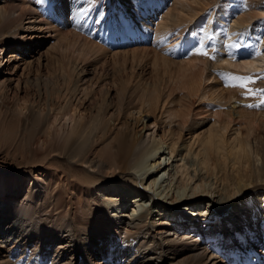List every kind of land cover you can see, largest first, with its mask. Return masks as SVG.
<instances>
[{
    "label": "bare ground",
    "instance_id": "obj_1",
    "mask_svg": "<svg viewBox=\"0 0 264 264\" xmlns=\"http://www.w3.org/2000/svg\"><path fill=\"white\" fill-rule=\"evenodd\" d=\"M65 1L0 0V65L19 32L37 29L47 10L62 17V8L48 4ZM69 1L74 19L94 9L92 26L109 49L152 38L166 50L152 57L143 47L114 52L116 66L92 91L79 85L87 65L68 70L62 50L53 53L52 83L64 86V107L56 102L60 89L48 90L51 81L44 86L53 113L45 118L29 101L18 111L2 103L0 264H264V94H256L264 90V26L252 25L251 15H264V0H223L230 8L220 0H174L154 32L145 28L152 0ZM118 2L132 6L140 27L113 14ZM57 32L65 51L78 45L84 58L110 54L83 32ZM180 38L185 51L199 45L172 77ZM242 50L248 60L235 63ZM145 61L154 84L118 81L114 104L110 86L102 89L107 75L128 63L142 69ZM217 75L226 89L214 86ZM236 76L251 79L240 87ZM44 161L47 173L38 179L31 168Z\"/></svg>",
    "mask_w": 264,
    "mask_h": 264
},
{
    "label": "rangeland",
    "instance_id": "obj_2",
    "mask_svg": "<svg viewBox=\"0 0 264 264\" xmlns=\"http://www.w3.org/2000/svg\"><path fill=\"white\" fill-rule=\"evenodd\" d=\"M220 1L224 5V7L226 8L231 7V6L230 7L225 6L227 2H224L223 0H220ZM173 2L174 0H167V1L166 0H162V1L152 0L151 5L149 4L146 5L147 15H146V20H145L146 21L145 28L148 31L154 32V30L156 29V26L162 21V18L164 17V15H166V13L172 8L171 6ZM57 3L50 2L48 4V7H51V8L53 7L54 9L56 7H59V9L62 8L63 11L66 12V13H63L64 15H62V17L58 19H53L49 16V11L47 10L46 12L48 14L44 12L45 14L43 13L41 14L42 16L40 15L39 17L36 18V22L39 23L37 24L38 25L37 29H34V30L31 29L27 32L26 31L19 32L14 42L10 45L9 48H6L5 52L1 55L2 63L0 65V106L3 105L2 104L3 102H5L6 108L18 111L19 109L18 105H21L24 101H29L28 106L32 109L34 114L41 119L45 118V116H47L48 114L53 113L50 111L52 110V107L49 106L48 103L46 104L47 99H46V93H45L46 91H45V86H44V84L45 85L47 84L49 86V83L51 81L50 86L48 87L49 88L48 90L53 89L54 87L60 89L59 99L56 100V102L64 107L70 98L65 97L66 95L63 92L64 86L62 84L54 86L52 83V81L54 80L55 74H56L53 72V69L58 65V64H54L53 53L55 55L58 53L62 55L63 53L62 50H64L65 55H67L70 59V61H68L69 66H67L68 70L70 71H72L76 65H80V67L87 65L85 68L88 70V73L85 77L82 78L79 85L80 84L82 85V87L80 86V88H83V89L88 88L89 90L92 91V90H95L97 86L100 84V81H101L100 77L110 73L111 70H113L114 66H116L115 61L113 60V57H112L114 52L128 51V50H133L136 48L141 49L143 47V48H148L147 54L150 57H152V55H155L159 50H163V51L166 50L165 47L161 46L160 44L158 46H154L153 45L154 41L152 40V38L151 39L149 38V42L133 43L127 46H124V45L115 46L114 44H112V46H110V49H109L108 48L109 46L108 47L106 46V44L108 45L109 41H107L106 39L102 40L101 38H99V32H97L95 30L96 28L92 26V24L96 20V15L94 18L92 17L93 16L92 13L94 12V9L90 11L91 12L90 15L88 11L83 16L81 14L80 15L78 14L77 16L78 18L76 17V19H74L72 18L73 11H74L73 5L71 4L69 0L68 1L66 0L65 2H59L58 4ZM118 4L120 7L118 8L117 11L115 10L113 14L117 13V16L120 14L123 17H125L127 20H131L134 28L140 27L139 25H137V23H135L136 18L134 17L132 13L133 12L132 6L126 5V4L124 5V3L122 2H118ZM252 14H253L252 25L254 26L260 25V27H263L264 26V15H261V12L259 11V9L251 11V15ZM107 15L109 16V14ZM63 16H66V19H65L66 22L61 21V18H63ZM256 16H258V18H256ZM102 22L106 23L101 20L100 23ZM139 23L144 24L143 21L142 22L139 21ZM58 30L61 31L60 33H62V35H66L68 34V32H73V33L83 32V34L89 36L90 38H92L94 42H97L98 44H99V41H102L101 42L102 47L110 52L109 54L110 56L108 55L107 58L102 57V58H99L98 60L96 59L95 56L91 57V55H89V57L86 56V58H84L81 55L82 48H80L78 45H76L74 48L71 47L70 52H69V49L65 51L66 50V47L64 46L65 42H63L60 39V37H58V32H57ZM181 40L182 39L180 38L178 41L179 45H177V48L174 50L175 57L173 59L175 61V64L173 63L170 68L172 71V74H171L172 77L178 76L179 71L181 72L180 68L185 66V64H187L186 62H188L189 59L191 60L192 58L191 56L193 55L192 50H194V48L195 49L198 48V45H199V44H196L197 45V46L195 45L196 47L191 48V49L188 48L189 50L188 52L184 50V42H181ZM170 41L171 39H168V41L166 42H170ZM214 48L215 46L213 47V49ZM168 52L171 53L170 49ZM73 53L75 54L73 55ZM248 53L249 52L242 50V54H237L233 56L232 60L235 63L237 62L242 63L244 61H247L249 57ZM77 55H78L77 59L76 60L74 59L72 61V56L76 57ZM79 55L81 59L79 58ZM83 59L84 61L81 62ZM120 61L121 62L119 64L122 63V60ZM150 61H145L142 63V66L145 65L144 67L145 69L142 67H141L142 69H140L139 65L137 66L134 64L133 66L132 63H128L124 68H121L122 72H120V74L118 75L116 74L115 76H113V73L111 75H107L109 79L111 76V79L108 81L109 83H107L108 85L102 84L103 88L102 87L100 88H102L103 91L105 89H106L105 91H107L108 90L107 88L110 86L109 87L110 100H113L115 104L117 102L116 89H118V84H117L119 83L118 81L120 82L123 81L125 83L130 84L131 86L153 85L155 81V78L153 77L154 67L152 66ZM160 69L162 70V73L160 70V74L164 75L163 67ZM238 71L244 74L251 72L249 70H242V69H238ZM215 78L220 82V84L215 82L214 86L218 88L221 87L223 89L224 88L226 89V83H225L224 78L221 75H217ZM38 79L40 81L39 83H42V86L44 87V88L40 87L39 91L37 87V85L39 84ZM211 82L212 81H210V83L207 82L206 87L210 86ZM39 92L43 94V97H41L40 99L37 98L36 96V94ZM81 97L82 95L77 96L76 101L74 103L77 104L78 103L77 100H80ZM4 111H5V108H4ZM23 113L25 114L26 110L23 111ZM74 118H76V116ZM152 122H154L153 119H151V123ZM208 126L209 124H207L204 127V129H207ZM162 134H163L162 131H160L158 133L157 138L160 139L162 137ZM3 150L4 148L2 149V145L0 144V167H2L1 162L4 161V160H1L3 158L2 157L3 155H1V153H3ZM165 153H168V151H165ZM166 158H169L168 155ZM45 162L46 161L31 168L33 175L37 176L38 179L39 178L43 179V177L46 176L47 167H46ZM31 180L32 179H30V183L31 182L33 183V181ZM21 195L23 196V197L21 196L22 197L21 199H24L25 198L24 195L26 194L24 195L21 194ZM157 218L155 219L158 220L159 218L158 219Z\"/></svg>",
    "mask_w": 264,
    "mask_h": 264
},
{
    "label": "snow or ice",
    "instance_id": "obj_3",
    "mask_svg": "<svg viewBox=\"0 0 264 264\" xmlns=\"http://www.w3.org/2000/svg\"><path fill=\"white\" fill-rule=\"evenodd\" d=\"M201 54L206 55V53H201ZM262 78H264V76H262ZM233 79L241 81L240 87H245L246 85L243 83V81L250 80L251 78L250 77H239V76H236V77H233ZM249 92H251V90H249ZM256 94H264V90H257ZM262 103H264V101H262ZM247 106L248 107H258V105H247Z\"/></svg>",
    "mask_w": 264,
    "mask_h": 264
}]
</instances>
